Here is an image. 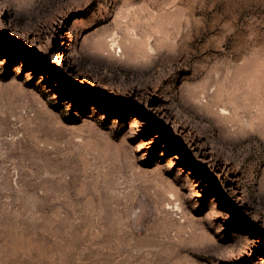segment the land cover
I'll return each mask as SVG.
<instances>
[{"label": "rangeland", "instance_id": "1", "mask_svg": "<svg viewBox=\"0 0 264 264\" xmlns=\"http://www.w3.org/2000/svg\"><path fill=\"white\" fill-rule=\"evenodd\" d=\"M83 1L0 0V264H264V0H130L179 23L138 65Z\"/></svg>", "mask_w": 264, "mask_h": 264}, {"label": "bare ground", "instance_id": "2", "mask_svg": "<svg viewBox=\"0 0 264 264\" xmlns=\"http://www.w3.org/2000/svg\"><path fill=\"white\" fill-rule=\"evenodd\" d=\"M150 1L152 3L153 0H150ZM155 2H156V0H155ZM131 4L132 3L130 0H124L123 1V4L118 11V15L115 18V21L112 22L113 23L112 25L116 28V29L114 28L115 30L110 29L109 31H107L109 28L108 29L106 28L107 30L105 31V29L102 28L103 32L101 33V31H100V34H98V38L96 40H93L90 43L91 48L93 50L95 48L96 51H98V58H100V59L102 58L104 60H110L109 58H111L113 60H118V61H122V62H124V61L129 62L130 61L132 64L138 65V64L144 63V61L151 54V50L155 48V45L159 44V45H161V47L163 46V47H166L167 49H169L173 45L170 38L176 36V34H177L178 29L176 28V26H177L178 22H176V20L173 21V20H170L168 18H165L163 20V22H161V24H159L158 19L161 18L160 17L161 14L159 13V11H160L159 8L151 9V5L147 2H143L141 5L136 6V7H132ZM175 11H177V10H175ZM154 17L158 18L156 21L158 25L156 24L155 30H153L154 24L151 21V19ZM172 23H173V25L168 26V24H172ZM106 27H109V26H106ZM155 31L159 34H157ZM151 34L152 35L154 34V39H152V41H148V35H151ZM150 38H151V36H150ZM127 40H129V42L131 44L132 43L135 44V47H134L135 49L132 52L127 50V42H126ZM238 73H239V71H238ZM241 73H240V75H241ZM243 76H245V75H243ZM222 78H223L222 75H221V77L220 76L219 77H209L207 79L206 85H204V86L206 88H208V86H210L214 82H219L220 80L222 81ZM254 78H256V77H254ZM253 79H251V80H253ZM246 80H245V82H246ZM225 81H227V80H225ZM229 84H231V83L229 82ZM240 85H239V87H236V90H238L239 94L241 93V89H242V87ZM230 87H232V86H230ZM236 90L233 91L232 93L237 92ZM205 92H206V89H205ZM195 93H196L195 89L190 90V96H194ZM229 94H230V92H229ZM234 95H236V94L234 93ZM246 98L248 99V102H247L246 108L244 110L245 111H253L252 115H254L260 119V102H259L260 101V85L256 84L254 87H252ZM201 99H199V101L197 100L198 101L197 107L200 108L201 112L208 114L209 118H211V119L212 118L213 119L220 118V121H222V122H223L222 119L230 120L234 125H236L238 123V120H236L237 119L236 115H234L233 112H232V114L231 113L221 114L219 111L214 109V106L216 105L219 107V105H221V102L215 101L216 99L213 100L212 98L203 99V100H201ZM242 104L244 106V103H242ZM257 104L259 106H257ZM251 106H254L255 109L250 110ZM221 109H222V111L225 110V108L222 106H221ZM263 112H262V114H263Z\"/></svg>", "mask_w": 264, "mask_h": 264}, {"label": "water", "instance_id": "3", "mask_svg": "<svg viewBox=\"0 0 264 264\" xmlns=\"http://www.w3.org/2000/svg\"><path fill=\"white\" fill-rule=\"evenodd\" d=\"M0 36L3 37L4 39H6L7 41H9L10 44H12V45H14V46H19V47H21V48H23V49H26V48L22 47L21 45H19L17 42L12 41L11 39L7 38L6 36H4V35L1 34V33H0Z\"/></svg>", "mask_w": 264, "mask_h": 264}]
</instances>
